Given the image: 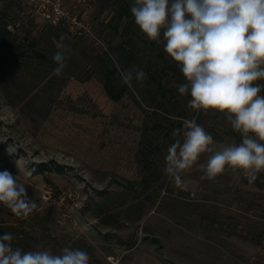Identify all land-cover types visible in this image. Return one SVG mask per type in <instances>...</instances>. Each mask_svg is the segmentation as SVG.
<instances>
[{
    "label": "rangeland",
    "instance_id": "374dc122",
    "mask_svg": "<svg viewBox=\"0 0 264 264\" xmlns=\"http://www.w3.org/2000/svg\"><path fill=\"white\" fill-rule=\"evenodd\" d=\"M51 1L65 18L43 0H0V171L38 205L18 218L0 204V235L14 233L25 250L81 248L90 264H264V172L252 184L231 169L201 181L206 153L183 174L184 192L163 171L173 129L194 112L161 44L132 15L120 18L133 0ZM61 34L68 59L57 77ZM108 55L119 71L157 69L174 94H157L148 78L112 98L97 61ZM198 123L217 149L242 142L223 114Z\"/></svg>",
    "mask_w": 264,
    "mask_h": 264
},
{
    "label": "clouds",
    "instance_id": "9594fccd",
    "mask_svg": "<svg viewBox=\"0 0 264 264\" xmlns=\"http://www.w3.org/2000/svg\"><path fill=\"white\" fill-rule=\"evenodd\" d=\"M130 11L140 31L162 44L178 66L184 77L178 93L190 97L187 107L194 112L171 133L164 173L178 189L190 192L191 181L183 174L207 153L206 164L199 165L201 181H214L231 169L254 183L264 172V0H133ZM64 40L61 34L52 56L57 77L67 67ZM119 75L129 88L143 87L148 79L137 66ZM209 112L223 114L242 142L217 149L198 123L199 115ZM0 204L18 218H28L38 207L26 185L6 169L0 171ZM16 239L12 232L0 235V264H90L84 249L25 250L15 245Z\"/></svg>",
    "mask_w": 264,
    "mask_h": 264
},
{
    "label": "trees",
    "instance_id": "16d2710c",
    "mask_svg": "<svg viewBox=\"0 0 264 264\" xmlns=\"http://www.w3.org/2000/svg\"><path fill=\"white\" fill-rule=\"evenodd\" d=\"M130 6L126 5L121 8L120 12V18L122 15L124 16L125 14H131L130 11ZM161 58L165 62V65L167 64V67L173 71L171 73V76L174 78L175 82L177 84H181L184 82V77L182 76V73L180 72L178 66L176 65L175 62L169 59L167 54L163 51V45L161 44V51H160ZM99 66L103 67V71L105 72V80H104V86L108 92V94L114 98V99H120L123 97V95L129 90V87L122 84L120 80V75H119V69L114 65L111 57L104 59L103 56H99L97 59ZM157 71V69H156ZM156 71H150L148 78L151 80V82L156 83V93L160 95H164L167 97L168 95L174 94L175 90L174 88H168L166 85L163 83V80L161 76H159V72ZM162 105H164V102H162Z\"/></svg>",
    "mask_w": 264,
    "mask_h": 264
},
{
    "label": "built area",
    "instance_id": "2783aa9c",
    "mask_svg": "<svg viewBox=\"0 0 264 264\" xmlns=\"http://www.w3.org/2000/svg\"><path fill=\"white\" fill-rule=\"evenodd\" d=\"M44 1V4L45 5H51L52 6V10L55 11L53 14H54V20H56V18L58 20L62 19V18H65L66 15L64 13H60L59 12V5L56 4V3H53L51 0H43ZM58 12L56 15L55 13ZM47 14V13H45ZM49 14V13H48ZM51 17V15H49ZM56 22V21H55ZM109 260H110V264H120V260L118 258H116L115 256H111L109 257Z\"/></svg>",
    "mask_w": 264,
    "mask_h": 264
}]
</instances>
